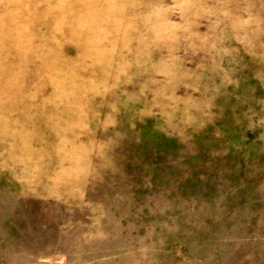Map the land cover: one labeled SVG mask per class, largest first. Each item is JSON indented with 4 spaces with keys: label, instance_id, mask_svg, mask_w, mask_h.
I'll use <instances>...</instances> for the list:
<instances>
[{
    "label": "rangeland",
    "instance_id": "rangeland-1",
    "mask_svg": "<svg viewBox=\"0 0 264 264\" xmlns=\"http://www.w3.org/2000/svg\"><path fill=\"white\" fill-rule=\"evenodd\" d=\"M0 264H264V0H0Z\"/></svg>",
    "mask_w": 264,
    "mask_h": 264
}]
</instances>
